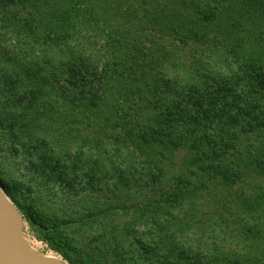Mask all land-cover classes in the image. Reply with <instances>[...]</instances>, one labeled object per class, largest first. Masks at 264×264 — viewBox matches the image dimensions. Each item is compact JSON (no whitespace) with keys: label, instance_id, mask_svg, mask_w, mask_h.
Returning a JSON list of instances; mask_svg holds the SVG:
<instances>
[{"label":"trees","instance_id":"1","mask_svg":"<svg viewBox=\"0 0 264 264\" xmlns=\"http://www.w3.org/2000/svg\"><path fill=\"white\" fill-rule=\"evenodd\" d=\"M22 5L25 15L9 10ZM0 41L11 58L30 55L29 77L15 62L18 86L0 92L16 107L9 123L30 121L13 100L28 77L49 121L97 135L98 184L107 172L119 205L105 215L142 226V241L159 235L178 262L182 248L188 264H264V0H0ZM60 225L48 247L90 264L70 258ZM131 229L104 226L90 241L114 245Z\"/></svg>","mask_w":264,"mask_h":264},{"label":"rangeland","instance_id":"2","mask_svg":"<svg viewBox=\"0 0 264 264\" xmlns=\"http://www.w3.org/2000/svg\"><path fill=\"white\" fill-rule=\"evenodd\" d=\"M106 4L114 8L111 2ZM9 10L14 15H25L29 12V7L14 6ZM10 43L14 45V41ZM6 45L7 42L0 41L1 94L4 93L2 90L13 93L18 86V78L14 77L16 72L12 68L14 64L21 63L24 76L29 77L30 55L28 52L24 51L21 56L11 58V49ZM187 55V49H182L178 54L181 59H187ZM28 77L22 78L23 83H20L22 94L17 95L19 100L16 97L13 100L18 102V106L30 108L21 114L27 117V122L30 120L28 125L30 123L35 127L34 129L20 123L12 126L9 118L16 107L12 102L2 104L0 97V184L22 218V234L31 247L46 256L66 261L44 241V235L54 236V229L51 227L55 222L66 224L57 226L55 230H60L63 236L70 240L67 251L70 258L79 263L188 264L189 259L182 248H177L174 252L182 255L181 261L178 262L165 247L156 244L159 235L143 237L144 241H142L138 236L139 232H143L142 226H137L135 229L129 224L127 218L112 219L109 215H105L108 212L107 205L111 204L113 207L119 205L112 202L107 172L101 176L98 184L97 173L100 171H98L97 152L94 145L98 139L97 135L88 130L82 131L72 124L70 119L68 127L49 121L51 114L45 111V104H35L29 100L28 92L31 89L27 86L30 80ZM50 105L59 108V103L55 100ZM34 113L41 114L40 118L36 119V124L31 123ZM53 125H57L58 128L60 126L58 135L57 133L51 135L54 131ZM29 131L31 134L35 133V136L29 137L27 135ZM40 133L43 134L42 137L37 136ZM40 141L48 145L44 146ZM187 152L188 150L176 152L173 159L176 168H182ZM102 169L105 170L104 167ZM220 188L233 191V188L227 189L223 186ZM122 196L128 197L127 191L122 190ZM97 198L104 203L95 205L94 201ZM146 198L154 202L153 195H146ZM204 200L208 204H205L203 208L206 212L212 208L211 202L215 199L213 196L205 195ZM147 213L145 216L148 217L150 212ZM71 222H76L77 226L74 224L70 226ZM146 224H148L147 228L154 229L149 223ZM104 226L112 229L116 226L121 230L130 226L138 232L128 236L119 233L114 245H107V243L103 245L104 243L100 240L90 241L91 236L99 233ZM112 249L115 254L111 252ZM66 263L68 264L67 261Z\"/></svg>","mask_w":264,"mask_h":264},{"label":"water","instance_id":"3","mask_svg":"<svg viewBox=\"0 0 264 264\" xmlns=\"http://www.w3.org/2000/svg\"><path fill=\"white\" fill-rule=\"evenodd\" d=\"M0 264H67L37 252L22 234V218L0 188Z\"/></svg>","mask_w":264,"mask_h":264},{"label":"bare ground","instance_id":"4","mask_svg":"<svg viewBox=\"0 0 264 264\" xmlns=\"http://www.w3.org/2000/svg\"><path fill=\"white\" fill-rule=\"evenodd\" d=\"M1 188V187H0ZM47 257H49V258H56V257H52V256H47Z\"/></svg>","mask_w":264,"mask_h":264}]
</instances>
